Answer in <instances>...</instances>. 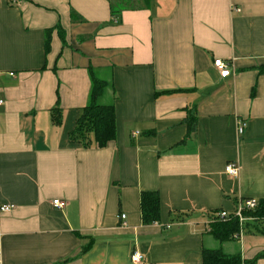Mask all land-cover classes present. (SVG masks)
<instances>
[{"label":"crops","instance_id":"0c3cea01","mask_svg":"<svg viewBox=\"0 0 264 264\" xmlns=\"http://www.w3.org/2000/svg\"><path fill=\"white\" fill-rule=\"evenodd\" d=\"M263 68L264 0H0V206L13 204L0 210V264H204L203 248L255 258L264 234L222 242L210 221L264 198ZM92 75L117 128L86 148L69 135ZM142 191L160 196L153 224Z\"/></svg>","mask_w":264,"mask_h":264},{"label":"trees","instance_id":"16d2710c","mask_svg":"<svg viewBox=\"0 0 264 264\" xmlns=\"http://www.w3.org/2000/svg\"><path fill=\"white\" fill-rule=\"evenodd\" d=\"M59 28L60 37L64 40V31ZM52 28L47 31L46 51L50 47L49 37ZM264 71V68L262 69ZM107 86L106 80H102L92 75V87L89 94L88 104L82 108L81 114L77 119L75 129L70 133L69 139L72 142L81 143L83 147H92L98 145L104 147L109 141L116 137V110L113 103H100L101 95ZM188 124V134L193 133L197 127V115L194 109L189 108V116L186 119ZM54 122L61 123V117L54 115ZM140 209L142 222L153 224L160 220V196L157 191L141 192ZM219 211V210H218ZM217 211L213 212L215 215ZM246 217L254 218L245 224V234L262 233L264 234V198L258 201V206L253 210H244ZM240 230V221L237 218L227 221H215L211 224L210 232L220 241L234 239V236ZM89 246L84 247L83 252ZM202 263L204 264H251L259 258H264V250L259 252L255 258L247 260L240 254L225 253L221 248H203Z\"/></svg>","mask_w":264,"mask_h":264},{"label":"built area","instance_id":"2783aa9c","mask_svg":"<svg viewBox=\"0 0 264 264\" xmlns=\"http://www.w3.org/2000/svg\"><path fill=\"white\" fill-rule=\"evenodd\" d=\"M214 66L218 69V71H220L221 73H225L228 71V68L230 67L229 63H227L226 61H224L221 58L215 59L214 60ZM4 101L2 99H0V105H3ZM246 127V123L242 120H240L238 122V127H237V131L239 134H243V131ZM239 164L238 163H234V162H230L227 166H226V172L227 174L237 177L238 173H239ZM53 203L58 206V207H63L65 205V203L63 201H60L59 199H54ZM239 206L233 210V211H229V210H219L215 213L214 216L211 217V221L215 222V221H227V220H232V218H237L240 221V230L239 232H237L235 234V238L236 239H240L241 236H243L244 233V226L247 223V221L249 220H254V218L251 217H246L243 214L244 210H253L254 208H256L258 206V200L256 198H247V199H243L239 202L238 204ZM13 207V204L11 205H1L0 206V210L1 211H10L11 208ZM125 217V216H123ZM143 255L136 252L133 256H132V260L133 262H140L142 260Z\"/></svg>","mask_w":264,"mask_h":264}]
</instances>
